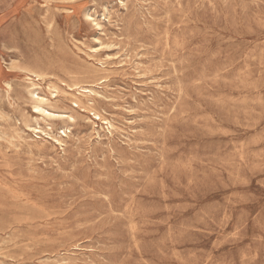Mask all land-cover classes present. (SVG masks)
I'll use <instances>...</instances> for the list:
<instances>
[{
  "label": "rangeland",
  "instance_id": "374dc122",
  "mask_svg": "<svg viewBox=\"0 0 264 264\" xmlns=\"http://www.w3.org/2000/svg\"><path fill=\"white\" fill-rule=\"evenodd\" d=\"M0 264H264V0H0Z\"/></svg>",
  "mask_w": 264,
  "mask_h": 264
},
{
  "label": "bare ground",
  "instance_id": "6f19581e",
  "mask_svg": "<svg viewBox=\"0 0 264 264\" xmlns=\"http://www.w3.org/2000/svg\"><path fill=\"white\" fill-rule=\"evenodd\" d=\"M150 2V1H149ZM121 3V2H120ZM163 3V2H162ZM165 3V2H164ZM120 5V4H119ZM123 7V6H122ZM110 8V7H109ZM142 8V7H141ZM135 10V9H134ZM94 16V14H93ZM86 18L88 20H91V17H89V15H86ZM94 18V17H93ZM107 18V17H106ZM95 19V18H94ZM103 20V18H102ZM119 23V22H118ZM120 24V23H119ZM111 25V24H110ZM100 32V31H99ZM119 32V31H118ZM120 33V32H119ZM104 34V33H103ZM122 38V37H120ZM123 39V38H122ZM99 45V44H98ZM201 46V45H200ZM3 49V48H2ZM202 49V48H201ZM200 49V50H201ZM9 50V49H8ZM140 57V56H139ZM138 57V58H139ZM172 59V58H171ZM128 60V59H127ZM14 61V60H13ZM130 63V62H129ZM23 73V72H22ZM34 76V78H37V81L39 80H42L44 77H43V74L41 73H30ZM145 79V78H144ZM169 84V83H168ZM34 85V84H32ZM4 86V85H3ZM7 86V85H6ZM138 86V85H137ZM10 87V86H9ZM146 88V87H145ZM57 91V90H56ZM55 91V93L57 94V92ZM30 93V92H28ZM81 94L83 96H86V97H93V95H95V92L92 91V90H82ZM31 95V98L33 100V114L37 115V116H41L42 120L44 121H53V120H66V121H69V122H73L74 119L71 115H65V114H56L54 112H51L49 111L48 109L45 108V106H48L50 107V101L49 99H47L46 97L44 96H41L37 93H30ZM53 97H56V96H53ZM106 98V97H105ZM256 104V102H255ZM260 104V103H259ZM259 106V105H258ZM74 107H78L77 103H74ZM257 107V106H256ZM263 108V107H262ZM147 112V111H146ZM7 118V117H6ZM11 119V118H9ZM96 119L97 120H101V118L99 116H96ZM12 120V119H11ZM104 124H108L106 120H102ZM106 121V122H105ZM17 122V121H16ZM255 122V121H254ZM255 124V123H254ZM110 127H113V126H110ZM147 128V126H146ZM68 129V128H67ZM159 129V128H158ZM157 129V130H158ZM34 130V129H32ZM110 130V129H109ZM101 131V130H100ZM44 132V131H43ZM36 133H39V131H36ZM97 134V133H96ZM2 135V134H1ZM64 135V134H63ZM110 135V134H109ZM5 137V136H4ZM28 137V136H27ZM55 138V137H54ZM54 138H50L49 136H47V139H50V140H54ZM8 139V138H7ZM3 140V139H2ZM1 140V141H2ZM12 140V138H11ZM14 141V140H13ZM58 144H60L59 140H55ZM78 144V143H77ZM100 145V144H99ZM124 145V144H123ZM238 146V145H237ZM59 147V146H58ZM129 150V149H128ZM111 151V150H110ZM161 151V150H160ZM242 152V151H241ZM30 153V152H29ZM135 153V152H134ZM133 153V154H134ZM137 164V163H136ZM242 184V183H241ZM3 243V242H2ZM9 243V242H8ZM3 250V249H2ZM2 257V256H1ZM60 257V256H59Z\"/></svg>",
  "mask_w": 264,
  "mask_h": 264
}]
</instances>
